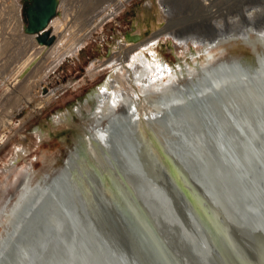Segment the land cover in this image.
<instances>
[{
    "label": "bare ground",
    "instance_id": "1",
    "mask_svg": "<svg viewBox=\"0 0 264 264\" xmlns=\"http://www.w3.org/2000/svg\"><path fill=\"white\" fill-rule=\"evenodd\" d=\"M14 5L21 28L20 6ZM51 20L46 29L30 32L38 35L43 49L27 62V69L39 65L44 54L47 59L60 50L62 57L77 53L88 35L66 45L63 23ZM49 25L59 37L46 48L54 41L45 35ZM218 32L222 34L213 38L217 43L206 40L203 61L185 66L195 76L184 87L166 85L176 69L155 53L135 73L122 75L116 67L90 94L98 101L95 113H103L107 125L99 126V120L93 135L77 144L51 179L32 183L33 174L24 171L15 193L0 207V264H67L74 257L80 264H154L160 256L176 263V251L167 250V243L172 238L184 251L202 244L198 212L204 208L220 232L224 224L215 217L219 207L234 222L264 225V35L239 33L257 56L256 64L247 66L231 57L217 58L237 35ZM213 47L219 49L211 52ZM123 59L113 58L112 63L122 65ZM194 96L198 99L192 103ZM171 149L195 161L192 167L203 193L217 206L200 201L194 191L186 197L169 184L163 160ZM152 173L159 180L149 183ZM125 188L144 215L142 228L135 218L134 224L128 222L131 213L124 215L115 207ZM113 241L114 249H108ZM161 248L165 251L159 254Z\"/></svg>",
    "mask_w": 264,
    "mask_h": 264
},
{
    "label": "rangeland",
    "instance_id": "2",
    "mask_svg": "<svg viewBox=\"0 0 264 264\" xmlns=\"http://www.w3.org/2000/svg\"><path fill=\"white\" fill-rule=\"evenodd\" d=\"M13 1L0 0V207L15 193L26 169L33 174L32 183L51 179L77 144L93 135L99 120V126L107 125L103 113H95L97 99L85 100L116 67L122 75L135 73L158 53L177 72L166 85L184 87L195 76L185 66L203 61L205 42L222 34L218 31L237 35L217 58L231 57L247 66L254 64V51L239 33L264 35V0H59L55 17L66 30L63 43L88 35L77 53L62 57L60 50L47 59L44 54L45 60L27 69V62L43 47L38 35L26 31L32 0L14 1L20 6L21 28L14 19ZM54 29L49 25L54 41L46 48L58 41ZM134 36L139 39L129 40ZM117 57L125 63H112ZM3 231L0 224V235Z\"/></svg>",
    "mask_w": 264,
    "mask_h": 264
},
{
    "label": "water",
    "instance_id": "3",
    "mask_svg": "<svg viewBox=\"0 0 264 264\" xmlns=\"http://www.w3.org/2000/svg\"><path fill=\"white\" fill-rule=\"evenodd\" d=\"M57 7L58 0H32L26 11V17L28 20L26 31H29L28 33L31 32L37 34L41 30L46 29L48 23L57 14ZM45 35L46 37L47 35L49 36L50 32L47 30ZM52 39L53 38L49 36L48 41L50 42ZM111 52L112 51L109 50L108 55H111ZM253 53L255 60L254 64H256V52ZM86 98L85 102H89L90 95ZM197 99L198 98H195V96L190 98L192 103ZM206 122L211 125V121L208 118ZM167 152L168 154L163 160V164H165L169 172L171 179L169 184L173 187L177 186L186 197L188 192L193 193L192 191H194L201 196L200 201H203L202 199L205 198L204 201L209 203V205L213 204L217 206V204L212 201L209 194L203 193L197 173L195 174L197 170L194 172V168L192 167V165L196 164L195 161L186 159L185 156L180 155V151L178 152L177 149H171ZM174 171L176 172L177 177L175 176ZM121 172L123 173V170ZM151 175V178L148 180L149 183L159 180L154 173ZM138 176L139 177L136 181L139 184L141 177L140 175ZM138 184L135 186L136 188L138 187ZM125 192H127L126 188ZM145 193H147V191H145ZM137 204L138 203L132 199L129 192H127L125 195H121L118 202H115V207L118 212L120 211V213L122 212L124 215L131 213V217L128 220L130 224H134L132 218H135L134 222L138 221L141 224V222L143 223L142 220H145V218L144 215L140 214V206L138 205V207ZM130 207H134L136 211H132ZM206 210L208 209L204 208V213L198 212L201 221L200 223L202 224V227H199V238L202 239V244L194 243L192 245L193 248L190 247L188 250L184 251L183 249L176 248L173 244L172 238H170V242L167 243L166 249L168 250L169 248L171 251H176L178 261L172 263L175 261H167L165 257L163 259V257L160 256L156 259L154 264H264L263 224L256 225L253 220H249L247 223L234 222L225 215V209L219 207L216 209L219 214H217L218 217L213 212L212 213L215 215L217 221L224 224V234V232H220L221 230L217 228V225H219L218 222L216 223L214 218L206 213ZM83 212L84 211L81 209V213L79 214L83 216ZM142 227L141 224V228ZM120 242H122L121 239ZM114 246L115 243L113 241L111 245L107 246V248L114 249ZM159 251V254H162L165 249L161 248ZM67 264H80L79 258L74 257L69 260ZM149 264L152 263L149 262Z\"/></svg>",
    "mask_w": 264,
    "mask_h": 264
},
{
    "label": "built area",
    "instance_id": "4",
    "mask_svg": "<svg viewBox=\"0 0 264 264\" xmlns=\"http://www.w3.org/2000/svg\"><path fill=\"white\" fill-rule=\"evenodd\" d=\"M163 4H161V6H162ZM164 8V7H163ZM168 13V12H167ZM164 15H165V12H164ZM167 15V14H166Z\"/></svg>",
    "mask_w": 264,
    "mask_h": 264
}]
</instances>
